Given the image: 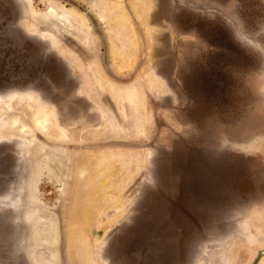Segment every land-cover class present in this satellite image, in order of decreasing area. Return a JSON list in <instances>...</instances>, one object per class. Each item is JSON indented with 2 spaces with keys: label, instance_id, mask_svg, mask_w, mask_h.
<instances>
[{
  "label": "rangeland",
  "instance_id": "obj_1",
  "mask_svg": "<svg viewBox=\"0 0 264 264\" xmlns=\"http://www.w3.org/2000/svg\"><path fill=\"white\" fill-rule=\"evenodd\" d=\"M2 95L0 264H264V0H0Z\"/></svg>",
  "mask_w": 264,
  "mask_h": 264
},
{
  "label": "bare ground",
  "instance_id": "obj_2",
  "mask_svg": "<svg viewBox=\"0 0 264 264\" xmlns=\"http://www.w3.org/2000/svg\"><path fill=\"white\" fill-rule=\"evenodd\" d=\"M28 4L31 3V0H25ZM60 5V4H59ZM52 8L49 10L48 13L43 15V17L38 16V14H34L33 12V18L41 21L44 24L50 23V20L52 19H62L64 21L67 20L64 16L61 17V15L58 13V6L52 5ZM13 96V95H10ZM0 98H4V96H0ZM7 98V97H6ZM18 103V102H17ZM24 103V102H23ZM20 104H17L15 107ZM14 107V108H15ZM7 107L3 106V104H0V116L3 114H6V112H9ZM10 109V108H9ZM25 111L23 112L25 115H27L28 118L34 122L36 127L44 134V136L51 141L58 142L65 139V134L62 132H59L55 129L56 126L52 123L51 114L46 111L42 110L41 108L34 107L31 103L25 105ZM54 121V120H53ZM11 127L7 130H16L17 132L30 136L29 127L25 126L24 123L21 120H13L11 122ZM101 134V133H99ZM67 136V135H66ZM53 157L58 158V154L52 153ZM41 216V217H40ZM30 220L33 222L34 225H36L34 231H33V245L31 246V256L35 258V262L37 264H57V258L55 253V234L53 232V220H50V222L45 220L43 218V215H40V213L36 214L33 213Z\"/></svg>",
  "mask_w": 264,
  "mask_h": 264
},
{
  "label": "crops",
  "instance_id": "obj_3",
  "mask_svg": "<svg viewBox=\"0 0 264 264\" xmlns=\"http://www.w3.org/2000/svg\"><path fill=\"white\" fill-rule=\"evenodd\" d=\"M17 101H18V99L16 98V100H12L11 102H12V108L10 107V105L9 104H7L8 103V101L6 102V103H4V101H2L1 100V102H3L2 104H3V106H5V107H7L6 109H8L9 110V112H12L14 109V107L17 105V104H19V102L17 103ZM10 108V109H9ZM16 108V107H15ZM12 122V121H11ZM9 129V128H8ZM7 129V130H8ZM4 132H7V131H4ZM52 156V155H51Z\"/></svg>",
  "mask_w": 264,
  "mask_h": 264
},
{
  "label": "flooded vegetation",
  "instance_id": "obj_4",
  "mask_svg": "<svg viewBox=\"0 0 264 264\" xmlns=\"http://www.w3.org/2000/svg\"><path fill=\"white\" fill-rule=\"evenodd\" d=\"M4 199H5V197H4Z\"/></svg>",
  "mask_w": 264,
  "mask_h": 264
}]
</instances>
